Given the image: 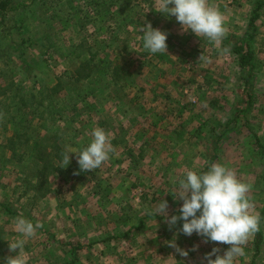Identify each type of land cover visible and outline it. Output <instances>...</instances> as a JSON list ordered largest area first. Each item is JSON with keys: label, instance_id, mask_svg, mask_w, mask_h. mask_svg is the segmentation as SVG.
Instances as JSON below:
<instances>
[{"label": "rangeland", "instance_id": "rangeland-1", "mask_svg": "<svg viewBox=\"0 0 264 264\" xmlns=\"http://www.w3.org/2000/svg\"><path fill=\"white\" fill-rule=\"evenodd\" d=\"M164 2L10 0L0 10V193L16 190L0 199L23 205L17 215L0 211V264L15 255L9 243L18 239L25 240L27 264H207L212 248L222 255L230 245L183 234V221L170 226L163 216L146 215L166 200L170 218L183 203L175 182L212 163L225 164L250 185L249 211L261 218L259 249L255 233L234 264H264V0H208L224 17L225 35L217 41L185 31L160 12ZM149 23L167 33V52L143 48ZM238 45L253 51V70L239 68ZM90 54L91 63H99L97 79L105 76L106 61L124 65L127 73L117 83L109 79L108 88L95 84L98 89L75 75L64 77L51 91L59 75ZM16 119L49 155L55 140L64 151L67 145L82 150L95 127L109 134L115 152L86 172L78 153L70 154V164L61 163L64 173L45 175L50 191L36 203L18 180L26 173L12 166L16 160L2 169V145ZM31 145L8 143L6 154H27ZM30 161L27 155L22 162ZM43 164L20 168L29 174ZM18 217L41 225L34 237L16 231ZM174 236L188 256L169 246Z\"/></svg>", "mask_w": 264, "mask_h": 264}, {"label": "clouds", "instance_id": "clouds-1", "mask_svg": "<svg viewBox=\"0 0 264 264\" xmlns=\"http://www.w3.org/2000/svg\"><path fill=\"white\" fill-rule=\"evenodd\" d=\"M160 12L174 16L185 31L191 30L198 37L217 41L225 35L224 17L208 0H165ZM142 32V44L147 53L167 52L166 32L153 28L150 23ZM91 136V141L82 150L66 146L63 165L70 164V154L78 153L80 171H93L114 154L111 138L104 129L93 128ZM175 183L177 197L183 202L179 214L168 217L166 200L155 207L154 214L163 216L170 226H175L178 220L183 221L179 231L187 236L196 233L205 243L230 245L222 255L218 254V247L212 248L204 256L207 264H234L235 258L243 254L242 246L260 230V216L249 211L253 207L247 195L250 185L238 179L235 171L222 163H212L206 171L189 169ZM40 227L39 223L34 224L24 217L15 220V229L24 238L34 237ZM24 243V239L9 243V249L15 255L7 258V264H27L22 251ZM167 243L181 256H188V252L175 243V236Z\"/></svg>", "mask_w": 264, "mask_h": 264}, {"label": "trees", "instance_id": "trees-1", "mask_svg": "<svg viewBox=\"0 0 264 264\" xmlns=\"http://www.w3.org/2000/svg\"><path fill=\"white\" fill-rule=\"evenodd\" d=\"M9 2H10V0H0V10L4 11L5 7H8ZM259 6L262 7V4ZM256 18H257V16L253 17L251 19V23H253ZM252 52L253 51H251L250 49H247L243 45H238L234 49V53H236V55H237V64L241 70L246 71L248 68H251L252 70L255 68L254 63L252 62V60H253V53ZM94 58H95V56H91V54H90V57L85 62H83L79 66H77L75 69L65 71L64 73L59 75L58 79H57V81H58L57 85L55 87H52L51 91H57L56 89L61 88V85H62L61 78H64V77H70L71 78L73 75H75L74 77H76L77 82L81 81L82 79H86L87 82H89L91 85H93V89H98V87L95 84H97V83L104 84V85H106V88H108L111 85L110 81L108 82L109 79L110 80L113 79L114 82L117 83V81L121 79V75H123L124 73H127V69L124 67V65H120V63L114 64L113 61H106L105 65H108V66L107 67L104 66L105 76L102 75V77H103L102 79L101 78L97 79L98 78L97 74L99 73V71H97V69H99V67H98L99 63L96 62V59H95L94 63H91L94 60ZM112 64H114V65H112ZM252 70L248 73V76L245 77L247 82H249V77H251L253 74ZM249 75H251V76H249ZM99 84H97V85H99ZM13 122L16 125V128L14 130L13 135L7 137L5 143L3 145L1 144L2 148H3L2 157L4 159V161L2 162L3 163L2 169L6 168V164H5L6 162H7V165H9V163L11 164V162L13 160H16V162L20 165L15 164L12 166L17 168V169H20L19 172L21 174L26 173V175L24 177H22V175H21L18 180L22 179V182L25 183L27 186L26 192L28 193L27 190L30 189L31 191L28 194H30L32 198L36 199V203H37V201L39 200L40 197L42 198L46 193H48L50 191L49 178L46 177L45 175L48 174V172H50V171H57V172H59V174L64 173V167H62L61 163H62L63 155H64L65 151L61 148L60 144L57 143L55 140L51 145V150H52L51 154L49 155V153H45L44 145H43V143L39 142V139H37V138L32 139L31 137H29V135H27V133H24V131H20L19 128H21V126H24V127L26 126V123H24L23 119H20V120L16 119ZM8 143L10 144V147H13L16 143L18 145L20 144V146L21 145L28 146L31 143H32V145L29 146V148H31V150L27 154L14 151L13 153H10L8 156L6 154L7 148H10L9 146H7ZM33 147H34V151L32 150ZM0 149H1V146H0ZM27 155H30V157H31L30 162L31 163L23 164L22 161H23V159H25V157ZM42 162H44V164L41 166L40 169H37L36 172H33V170L31 169L29 171V174L25 171V169L20 168L21 166H26V165H28V166L32 165V166L39 167ZM17 166H19V167H17ZM35 175L37 176V179H36ZM33 192H34V195H33ZM143 196H146V194H144ZM12 209H13V207L5 206V210H6L5 214L17 215L19 213L17 210L13 211ZM179 209H180V207L178 209L174 210L173 214H171V215H178ZM149 215L156 216L154 213H150L146 216H149ZM156 217H158V216H156ZM129 219H126V221H129ZM126 221L124 223H128ZM143 221H144V218H143L142 222ZM256 239H257L256 240V246H257V249H259L260 244L262 242L261 231L256 232ZM78 244H79L78 248L83 247L80 243H78ZM257 254H258V251L255 253L254 258L257 257ZM253 263H254V261L252 262V264Z\"/></svg>", "mask_w": 264, "mask_h": 264}, {"label": "crops", "instance_id": "crops-1", "mask_svg": "<svg viewBox=\"0 0 264 264\" xmlns=\"http://www.w3.org/2000/svg\"><path fill=\"white\" fill-rule=\"evenodd\" d=\"M111 159H113V158H111ZM0 182H2V181L0 180ZM6 182H8V181L6 180L4 183H6ZM2 184H3V183H2ZM15 191H16V190H15ZM15 191H5V190H2L1 193H0V197H3V196H6V197H7V196H10V197H11V196H13V195L15 196V194H16ZM10 200H11V198H10ZM10 200H9V202H10L9 205H5L4 203H5L6 201H4L3 204H1V201H2V200L0 199V211H1V212L6 213L5 206H10V207L14 206V203L11 202ZM19 203H22V202H19ZM16 204H17V203H16ZM22 206H23V205H22ZM22 206H14L12 210H13V211L17 210V211L19 212V210H20V208H21ZM30 208H32V206H30ZM32 209H33V208H32ZM32 209H31V210H32ZM31 212H32V211H31ZM142 225H143V227H144V223H143Z\"/></svg>", "mask_w": 264, "mask_h": 264}]
</instances>
